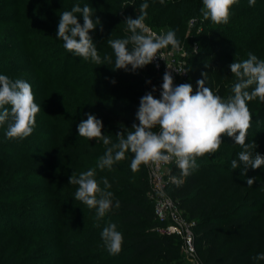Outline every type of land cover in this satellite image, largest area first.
Returning <instances> with one entry per match:
<instances>
[{"label": "trees", "instance_id": "1", "mask_svg": "<svg viewBox=\"0 0 264 264\" xmlns=\"http://www.w3.org/2000/svg\"><path fill=\"white\" fill-rule=\"evenodd\" d=\"M6 1L0 0V17L3 10L11 7L18 17L13 23L21 27L26 26L24 20L31 16L43 19L39 26L25 28V33L21 35L26 38L24 58L27 60L20 63L38 73L35 80H41L40 90H33L35 102L40 100L37 104L41 106V110L36 115L34 131L30 136L44 134L50 139V150L44 159L47 165L42 167L45 172L42 181L49 187L45 196L54 202L50 210L56 212L58 219L62 220V213L69 214L63 223L69 225L70 229H63V236L61 234L57 241L59 253L66 252L69 259L65 264H180L183 261L180 237L156 231L158 221L149 196L147 165L141 164L139 170L133 172L130 164L134 154L127 152L125 159L114 164L111 170H101L96 165L107 146L102 140H88L78 134L79 123L87 119V114H92L102 120V134L109 136L113 143L118 142V132L124 131L126 135L133 131L131 126L134 123H139L136 112L140 98L146 92H151L153 87L156 88L153 95L160 98L158 95L163 78L154 72L151 64L142 68L139 73L113 70L114 54L110 55L112 62H105L104 65H97L90 59L84 60V63H76L74 53L68 52L63 47L64 42L57 39L59 15L62 14L59 8L65 0ZM145 2L149 5L146 20L156 21L158 25L163 22V26L177 30L176 38L180 43H185L189 73L196 75V85L197 80L204 79L202 74L207 73V64L198 59L202 55L201 49L207 46L205 51H212L211 54L218 58L213 63L218 69L211 71L210 84L207 83L206 74L205 86L214 93L219 86L217 94L227 99L230 89L227 88V72L223 70V65L237 53V50L231 49L230 43L241 45V49L243 47L249 51V46L261 40L258 33L252 37H249L250 34L264 29V20L256 24L255 19L247 17L250 9L243 0H237L230 8L232 17L229 21L233 23L226 25H213L210 18L204 19L201 13L203 0H164V4L160 0H78L77 3L70 0L65 5L69 6L66 11H71L74 5L83 7L87 4L92 8L93 18H99L100 24L90 35L93 42L98 41V54L103 60L105 55L113 52L107 40L123 32L121 29L115 33L108 28L107 25L115 22L113 12L125 9L123 19L121 17L125 24L127 17L135 19L140 14L139 7ZM76 15L83 24L82 16ZM192 19L194 23L186 35L180 28L184 27L186 30ZM34 34L39 36L30 39ZM194 44L197 46L196 50L193 48ZM128 47L131 48V45ZM35 50L42 56H48V59L36 63L41 56H33ZM259 55L260 52L256 56ZM243 56H239V59H243ZM19 66L11 74L21 73L23 69ZM235 82H238L237 79ZM37 96L39 100L36 99ZM250 106L252 117L264 123V102L257 98L256 104ZM251 136L247 131L246 143L254 142L257 145L256 139ZM222 139L224 143L220 145L219 151L197 157L199 167L182 179L179 186L171 184L168 193L182 209L186 219L195 221L196 247L204 264H259L252 257L258 254L256 247L264 251V234L260 236L254 229L242 224L247 214L259 209L253 205L255 201H236L248 185L247 179L241 175L242 167L231 168V161L238 159V153L243 149L240 147L230 155L227 159L228 166L220 165L215 158H219L223 145L240 146L227 135ZM37 145V141L33 143V147ZM261 149L262 145H257L252 151L255 153ZM61 161L65 165L64 171L61 170ZM90 168L96 169L95 179L100 182L102 189L104 185L101 180L107 178L111 185L107 190L113 193V207L100 219H97L96 209H89L81 201L75 200L78 185L69 184V178L74 172L78 176L80 172ZM217 170L223 171L222 178ZM252 170L249 167L247 171ZM173 173L179 179L183 178L177 167L173 168ZM259 182L260 178H255L254 183ZM117 201L120 203L119 208L114 206ZM261 201L264 205V197ZM260 222L259 218L254 221L256 224H261ZM113 223L123 235L122 250L117 255L109 254L101 238L102 230Z\"/></svg>", "mask_w": 264, "mask_h": 264}, {"label": "clouds", "instance_id": "2", "mask_svg": "<svg viewBox=\"0 0 264 264\" xmlns=\"http://www.w3.org/2000/svg\"><path fill=\"white\" fill-rule=\"evenodd\" d=\"M160 3L164 4V0H160ZM236 3L237 0H203L201 13L204 19L210 18L215 24H227L229 10ZM248 3L250 7H254L256 0H248ZM148 8L147 2L142 3L139 7L140 14L135 19L129 16L124 21L131 33L129 37L107 40L115 55L113 70L128 71L131 66L130 70L135 72L152 64L157 56L162 58L159 54L161 49L169 45L173 49H179L180 41L174 31L157 35L146 26ZM76 14L82 16L83 24L78 21ZM59 16L57 39L64 42L63 47L68 52L84 60L90 59L97 65L112 62L110 55H105L102 60L90 35L100 24V20L96 16L93 18L94 13L89 5H74L71 11H64ZM168 67L172 68L169 65ZM229 67L238 82L232 88L234 94L227 99L217 94L219 86L216 93L205 86L207 73L202 74L204 79L197 80V88L193 92L191 84L175 85L171 73L165 71L160 86V98L157 99L153 95L155 87L140 98L136 112V120L139 123H134L131 126L133 131L127 132L126 135L124 131L118 132L116 143H113L109 136L102 134V120L87 114V119L78 125L79 137L102 140L107 146L96 167L111 170L114 164L125 159L127 152H131L134 154L130 164L133 172L138 171L141 164L159 166L174 160L180 170V176L187 177L199 167L197 157L219 151L220 145L224 143V135L232 138L235 144L243 149L238 153V159L231 161L232 169L242 167L241 175L244 176L249 167L259 169L264 166V155L252 151L257 145L254 142L246 143L247 131L252 121L247 102L257 98L264 102V60L258 59L250 52L246 60L234 61ZM253 85L255 87L249 92L248 89ZM6 105L10 107H5ZM40 110L41 106L35 103L29 82L0 75V125L7 122L6 139L29 137L34 131L36 115ZM157 127L159 130L154 131ZM95 175V168L80 172L78 176L74 172L69 178V184L78 185L75 200L81 201L89 209H96L97 219H100L113 207V193L107 190L111 187L107 178L101 180L104 185L102 189ZM172 181L177 186L183 182L177 177H172ZM246 182L251 187L255 178H248ZM114 206L119 208V201ZM101 238L110 255L121 252L123 235L117 231L116 224L105 227ZM252 260L264 261V253L254 255Z\"/></svg>", "mask_w": 264, "mask_h": 264}, {"label": "rangeland", "instance_id": "3", "mask_svg": "<svg viewBox=\"0 0 264 264\" xmlns=\"http://www.w3.org/2000/svg\"><path fill=\"white\" fill-rule=\"evenodd\" d=\"M10 1L13 0H7L6 3H9ZM69 1L70 0H65L61 8H59V10L62 11H60V13H63V11H66V9L69 8L68 5H65ZM77 1L78 0H75L76 3ZM243 2L250 9L249 14L247 15L249 19H255L257 21L256 24L260 23V20H264V0H256L254 7L249 6L248 0H243ZM6 13L9 15L6 16ZM125 13V9H121L112 14L115 22L107 25L109 26L108 28L115 31V33L121 29L123 31L122 34L115 36L113 39H124L131 35L129 34L130 32L127 29L126 23L123 24L121 21V17ZM231 15L232 13H230L229 19L232 17ZM33 17L34 16H31V18L24 20L26 26L21 27L20 25L13 23V21L18 18L14 8L8 7L6 10H3L0 17V75H6L11 79H24L30 83L32 91L35 89L38 91L40 90L39 87L41 85L40 79L35 80L38 73L31 68H27L25 64L23 65L20 63L27 60L24 58V47L26 46L24 41H26V38L21 35L25 33V28L31 29L32 26H39L43 21L41 18L36 19V17ZM231 23L233 22L229 21L227 24ZM145 24L158 31L164 30L166 33L168 31H174L177 33V30H171L170 28L163 26V22L158 25L156 21L149 22L145 19ZM211 24L215 25L213 22H211ZM191 27L192 26L189 24L186 30L182 27L180 28V31H185L186 35H188ZM260 32H253L250 34L249 37H252L258 33L261 40L259 43L253 44L251 47L249 46V51L243 47L241 49V45L230 43L231 49L237 50V53L233 54L223 65V70L227 72V88L228 90L230 89V96L234 94L232 88L236 83L235 81L237 78L232 75L229 65L234 61L241 62L246 60L248 58V53L250 52L253 54L256 53L255 55L260 52L258 59L264 60V29ZM38 36V34H34L30 39L37 38ZM94 43L97 44L98 41ZM195 46L196 45L194 44L193 48ZM206 49L207 46H204L201 49L200 53H202V55L198 57V59L207 64V83L210 84L211 71L218 69V66L213 63L218 58L211 54L212 51L206 52ZM32 54L33 56H41L36 63L40 60L48 59V56H42L36 50ZM64 54L65 53H63L62 56H64ZM108 54L113 56L114 52ZM241 55H244L243 59H239V56ZM73 57L76 63L85 62L82 57L75 54H73ZM17 66H19L20 69H23L22 72L15 75L11 74ZM130 69L131 66H129V70L126 72L139 73L142 71V68L137 69L135 72H132ZM186 83L191 84L193 92H195L197 88L196 75L191 73L190 78ZM254 87L255 85L251 86L248 91L251 92ZM35 96L36 95L34 94V97ZM158 96L160 97V94ZM36 99L39 100L38 96ZM252 104H256V99L247 102L248 108L253 115L250 106ZM5 107L10 106L6 105ZM6 129L7 122L4 125H0V264L68 263L69 259L67 258L66 252L65 254L59 253L57 241L60 239L61 234L63 236V229H68L70 227L63 223L64 218L68 217L69 214L62 213V220L60 218L58 219V214L56 212L50 210L53 201L48 196H45L49 191V187L42 181V177L45 175L42 167L47 165V161L44 159L50 150V139L44 134L38 135L37 137L29 136L24 139H6ZM248 133L252 135L251 137L253 139H256V142L258 143L257 145H262V149L257 152L264 155V123L258 122L252 117L251 127L248 129ZM36 141L38 145L33 147V143ZM240 147L241 146L237 145H223L219 158L216 157L215 159L220 165L223 164L228 166L227 159L234 151L240 149ZM64 166V162L61 161L62 171H64ZM217 171L218 175L221 176L220 178H222L223 171ZM250 171H247L242 177L245 179L260 178V182L254 183L251 187H245L236 201H255L253 205L258 207L259 211L247 214L242 224L246 226V228L254 229L256 233L261 236L264 234V205L261 204V202H263L261 201V198L264 197V166H261L259 169H253L252 172ZM181 179H185V177ZM246 194H249V196H246ZM18 211L21 212L18 213ZM258 218L261 220V224L254 223ZM46 232L49 233L46 234ZM255 251H257L258 254L264 253V251L259 250L258 247L255 248ZM259 264H264V261H259Z\"/></svg>", "mask_w": 264, "mask_h": 264}, {"label": "built area", "instance_id": "4", "mask_svg": "<svg viewBox=\"0 0 264 264\" xmlns=\"http://www.w3.org/2000/svg\"><path fill=\"white\" fill-rule=\"evenodd\" d=\"M193 23L194 19L190 21V26ZM150 29L157 35L166 34L164 30ZM196 49L197 46L194 47V50ZM159 54L162 55V58L157 56L151 64L157 75L163 78L165 71L170 72L175 85L186 83L189 80L188 50L185 43H180L179 49H173L169 45L167 48L161 49ZM157 64L159 67H156ZM168 65L172 68H169ZM176 70L180 72L178 73ZM158 130L157 127L154 131ZM147 167L150 180L149 196L154 205L155 218L158 221L156 231L180 237L183 254V261L180 264H204L196 247L195 221L186 219L182 209L168 193V187L174 183L172 177H177L173 173V168L177 167L175 161L159 166L150 164Z\"/></svg>", "mask_w": 264, "mask_h": 264}]
</instances>
